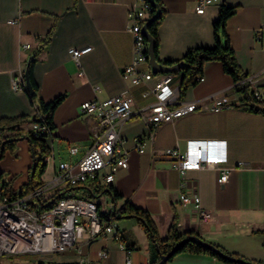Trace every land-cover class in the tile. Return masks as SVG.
<instances>
[{
  "label": "crops",
  "instance_id": "0c3cea01",
  "mask_svg": "<svg viewBox=\"0 0 264 264\" xmlns=\"http://www.w3.org/2000/svg\"><path fill=\"white\" fill-rule=\"evenodd\" d=\"M138 0H0V118L33 114L24 73L39 38L54 28L51 41L33 65L39 97L48 102L65 95L53 114L55 129L49 140L52 153L42 177L45 194L66 184L53 185L62 162L76 163L92 147L99 135L97 119L81 114L84 101L115 95L131 98L133 114L124 121L120 137L127 151V167L115 173L112 185L134 205L145 209L158 234L164 238L175 218L179 233L193 232L201 238L245 260L264 262V114L229 105L240 95L218 62L203 66V81L190 87L181 100L195 101L200 109L174 123L149 127L138 111L148 114L154 97L149 84L124 82L121 70L132 61V35L127 12ZM165 15L158 28L161 60H177L187 49L214 44L212 22L221 3L236 6L225 30L229 44L243 73L256 79V90L264 100V37L255 38L264 24V0H217L197 13V0H161ZM23 45H29L24 49ZM91 47L78 61L82 76L69 48ZM23 76V88L12 87L16 75ZM179 87L180 79H175ZM145 94V95H144ZM225 100L217 106V102ZM31 128V125H27ZM151 127V126H150ZM151 129V128H150ZM188 140L225 141L227 164L233 167L226 183L216 184L212 167L180 176L174 161L162 151L185 146ZM144 143L138 153L137 143ZM70 146L77 153L70 155ZM239 162L244 165L238 166ZM31 157L25 139L17 143L15 155L0 160V175L11 180L17 190L27 182ZM107 165L99 176L107 173ZM98 181V180H97ZM99 183V181H98ZM100 184V183H99ZM102 185V184H100ZM48 190V191H47ZM198 191L200 207L212 212L202 222L192 204L182 205L179 196ZM105 203L110 202L107 195ZM104 206L100 207L101 212ZM120 240L113 235L78 239L74 248L56 254V263L148 264L151 249L144 230L133 219L115 221ZM121 244L129 250L127 253ZM104 252L105 256H101ZM51 257V256H50ZM166 264H226L203 253H180Z\"/></svg>",
  "mask_w": 264,
  "mask_h": 264
},
{
  "label": "built area",
  "instance_id": "2783aa9c",
  "mask_svg": "<svg viewBox=\"0 0 264 264\" xmlns=\"http://www.w3.org/2000/svg\"><path fill=\"white\" fill-rule=\"evenodd\" d=\"M216 1L197 0L195 11L202 13L206 5ZM138 2V5L129 8L127 12L133 57L131 63L121 70L120 75L124 82L133 86L149 84L147 90L154 97V102L147 108V115H143L142 111L138 112L149 127L148 136L152 142L153 128L165 123H174L198 111L200 107L195 101L180 99L172 73H152L148 63L147 42L141 33L142 22L148 18L149 7L145 0ZM261 37H264V24L255 34V38ZM22 47L28 49L29 45ZM90 49L91 47L68 49V53L79 68L77 76L83 75L78 59ZM197 81H203V77L199 76ZM256 81L251 77L245 79V82L255 89V94L260 96L256 90ZM23 82V76L19 73L13 79V89L22 90ZM224 103L223 99L216 105ZM79 110L81 114L96 117L99 135L92 147L76 163H59V172L53 179V185L64 183L74 186L91 178H97L102 185H109L113 182L115 173L127 167V151L122 145L120 132L124 121L133 114L131 98L123 95L105 99L93 98L81 103ZM31 129L35 134L48 133L47 127L38 123L31 124ZM77 150V147L70 146L68 152L74 155ZM135 150L144 153V143H137ZM162 153L174 161L181 177L190 171L214 168L217 173L216 184L219 186L227 182L229 172L233 168L227 164L225 141L222 140H188L183 148H167ZM49 158L50 155L46 157V162ZM105 165L109 171L99 176ZM242 165L243 162L238 163V166ZM45 192L42 187L32 195ZM30 196L10 200L1 193L0 184V262L2 258L14 254L38 253L42 257H49L61 253L74 248L85 231L91 238L109 235H113L117 240L121 238L115 221L104 222L100 217V204L92 200L61 198L48 209L36 211L28 204ZM179 200L182 205L192 204L198 210L202 222H207L212 217V212L200 207L198 191H194L191 196L182 193ZM104 208L103 212L109 213L112 208L111 202L105 203ZM121 248L129 253L122 244ZM101 256H105V253L102 252ZM126 264H130L129 259L126 260Z\"/></svg>",
  "mask_w": 264,
  "mask_h": 264
},
{
  "label": "trees",
  "instance_id": "16d2710c",
  "mask_svg": "<svg viewBox=\"0 0 264 264\" xmlns=\"http://www.w3.org/2000/svg\"><path fill=\"white\" fill-rule=\"evenodd\" d=\"M145 3L149 7L148 18L142 22L147 23L146 33L153 39V52L155 59L158 63L171 66L176 63H180V70L173 73L175 79L182 78L179 84L178 91L180 99L183 98L186 91L197 83V78L202 76L203 66L207 62H218L225 74H227L232 82L234 91L240 95V98L230 103L229 105L244 111L252 113L264 114V100L261 96L255 94V89L251 88L245 79L247 74L243 73L235 57V53L229 44V39L225 30L227 20L235 13L236 6H229L225 3H221L218 8V16L212 22V31L214 44L212 46H197L186 50L183 56L177 60H161L158 56L159 50V36L158 28L163 21L165 10L161 3V0H145ZM158 16L150 20L155 15ZM54 28L47 32V34L39 38L35 48L32 50L28 63L27 72L28 80L32 88V92H28V98L30 103L34 106L33 114H21L11 117L0 118V160L8 152L15 155L17 149V143L25 139L28 144V149L31 157V165L28 169V178L26 184L13 190L11 187V180H5L0 175L1 181V193L8 199L13 200L30 196L28 204L36 211H42L48 209L61 198H67L64 196L65 191L83 189L82 193L87 200H93L109 196L112 205L109 213L100 212V217L104 222L111 220L121 221L127 219H133L144 230L148 245L151 249V258L148 264H156L162 255H166L169 251L181 240L186 237L194 236L196 240H189L185 242L177 252H175L166 262L172 260L176 255L180 253H192V254H208L217 260L226 264H238L231 259H241L235 253L227 251L215 244L207 242L201 238L198 234L193 232L179 233L177 230V224L175 218H173L166 237L159 236L156 225L151 218V215L143 208L134 205L127 199H123L122 195L112 185H100L97 178L88 179L86 182H80L77 185H66V188L55 189L51 194H37L32 195L38 189L42 188L44 182L42 176L45 173L47 162L46 157L51 155L52 149L49 145V140L52 138V132L55 129L53 123V114L58 104L63 100L65 95L61 94L52 99L51 101H44L38 95V86L33 78V65L37 61L39 55L46 51ZM145 42L147 40L145 39ZM38 123L45 125L48 129V133L35 134L31 128H27V125ZM3 178V180H2ZM255 234L264 237V230L255 231ZM198 241L209 243L221 251L226 258H220L212 253L207 248L203 247ZM264 246V241H263ZM247 261V260H245ZM163 263V264H166ZM253 264H264V262L248 260ZM37 264H82L78 262L71 263H56L54 261H40Z\"/></svg>",
  "mask_w": 264,
  "mask_h": 264
},
{
  "label": "water",
  "instance_id": "95a60500",
  "mask_svg": "<svg viewBox=\"0 0 264 264\" xmlns=\"http://www.w3.org/2000/svg\"><path fill=\"white\" fill-rule=\"evenodd\" d=\"M159 13H157V15H155L154 17H152L150 20L155 19L158 16ZM146 25L147 23H144L141 27V33L143 34V36L145 37V39L147 40V55H148V63L149 66L151 68V71L153 74H157V73H176L180 70L181 64L180 63H176L173 64L171 66H167V65H163L160 64L156 61L155 56H154V52H153V39L146 33ZM24 79H25V83H26V87H27V91L28 92H32V88L31 85L29 83L28 80V72L27 70L24 73ZM182 81V78H180V82ZM189 240H196L197 238L194 236H189L184 238L183 240H181L179 243H177L170 251L169 253H167L166 255H162L160 257V260L156 263V264H163L165 263L175 252H177L179 250V248L187 241ZM202 244L203 247L207 248L208 250H210L212 253H214L215 255H217L220 258H226V256L219 251L217 248H215L213 245L209 244V243H204L201 241H198ZM233 262H236L238 264H253V263H249L248 261L245 260H241V259H231Z\"/></svg>",
  "mask_w": 264,
  "mask_h": 264
},
{
  "label": "rangeland",
  "instance_id": "374dc122",
  "mask_svg": "<svg viewBox=\"0 0 264 264\" xmlns=\"http://www.w3.org/2000/svg\"><path fill=\"white\" fill-rule=\"evenodd\" d=\"M6 153H8V152H6ZM3 178H2V180H3ZM0 184H1V181H0ZM82 191H83V189H79V190H75V189L68 190V191H65L64 196L65 197H74V198H79V199L87 200L85 198V196L83 195ZM92 201H94L96 204H100V207H103L105 205V199H104V197L96 198V199H93ZM87 235H88V232L85 231L83 233V236L82 237L85 238ZM55 256H56V254L51 255V257L50 256L49 257H46V256L45 257L44 256L42 257L38 253L14 254V255H11V256H7V257L2 258V261L0 262V264H37L40 261H45V262L46 261H53V259L55 258Z\"/></svg>",
  "mask_w": 264,
  "mask_h": 264
}]
</instances>
